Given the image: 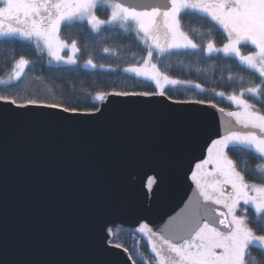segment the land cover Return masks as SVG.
Here are the masks:
<instances>
[{
  "label": "snow or ice",
  "instance_id": "1",
  "mask_svg": "<svg viewBox=\"0 0 264 264\" xmlns=\"http://www.w3.org/2000/svg\"><path fill=\"white\" fill-rule=\"evenodd\" d=\"M188 17L205 30L186 24ZM73 26L87 39L66 36ZM117 39L133 49L123 64ZM0 48L11 52L0 63V115L95 122L114 105L140 104L215 122L178 161L187 185L178 209L158 221L138 214L130 223L145 251L115 242V221L101 217L106 251L121 250L126 264H264V0H0ZM97 52L117 63L100 62ZM173 58L234 65L245 75L181 78ZM89 68L127 73L150 88L85 91L69 81L66 96L51 79ZM48 83L53 86L33 87ZM154 186L155 175L147 179L145 199L155 196Z\"/></svg>",
  "mask_w": 264,
  "mask_h": 264
},
{
  "label": "water",
  "instance_id": "2",
  "mask_svg": "<svg viewBox=\"0 0 264 264\" xmlns=\"http://www.w3.org/2000/svg\"><path fill=\"white\" fill-rule=\"evenodd\" d=\"M214 129L158 105H114L95 122L0 115V264H126L106 251L98 220L131 228L138 214L177 210L187 189L178 161Z\"/></svg>",
  "mask_w": 264,
  "mask_h": 264
},
{
  "label": "trees",
  "instance_id": "3",
  "mask_svg": "<svg viewBox=\"0 0 264 264\" xmlns=\"http://www.w3.org/2000/svg\"><path fill=\"white\" fill-rule=\"evenodd\" d=\"M186 24L191 25L192 27L196 28L198 31L205 30V25L202 21H197L193 19L192 17H188L185 20ZM65 35L68 37H79L80 40H86L87 39V33L85 31H82L79 26H73L70 28H67L65 30ZM221 37L218 35L217 40H220ZM109 43L111 44L112 41L110 40ZM117 44H119L122 47V59L119 61L121 64H123L124 61L131 59V52L133 49H129L125 47L128 43V41L123 39H117ZM11 55V52L7 48H0V63L3 62V58ZM97 59L100 60V62L104 63H117L115 59H100L99 53H96ZM137 59L139 57H136ZM182 61V62H181ZM173 64V71L175 74L180 75L181 78H196L197 76L200 77L202 82H210L212 80H217L222 74L227 75L229 71L233 75H245V73L241 72V70L234 65L231 66V68L223 67V66H217L213 63L208 64H196L192 61H190L187 58H173L172 60ZM200 68L201 72L198 74L196 72V69ZM92 73H96V75H92ZM3 73H0L2 75ZM36 75H40L39 66H37V71L35 73ZM126 77H129L127 80ZM52 80H55L56 84H63V93L67 95H72L69 88V81L72 84H75L77 89H85L87 91L89 88H95L97 86H107L109 88L116 87L118 89L124 88V87H131L134 84L137 87H143V88H150V85H139L134 78H131L130 74L123 73V72H113L111 74H105L102 73L100 70L95 69H85L80 74H70L63 76L60 80H56L55 77L51 78ZM83 81V83H81ZM53 85L51 83L39 85L34 84L33 87H41L42 89H46L48 87H52ZM57 93L61 91V89H56ZM181 91H183V88L181 87ZM76 95H79V93H76ZM237 157H239L241 154L237 153L235 154ZM244 160H247L245 157ZM244 160L241 162L243 163ZM113 232L115 233V242L123 243L125 246H127L130 250H133L135 248H139L140 251L143 253L144 242H139V239H137L134 235H132V229L131 228H125L122 226H118L117 228L113 229Z\"/></svg>",
  "mask_w": 264,
  "mask_h": 264
},
{
  "label": "flooded vegetation",
  "instance_id": "4",
  "mask_svg": "<svg viewBox=\"0 0 264 264\" xmlns=\"http://www.w3.org/2000/svg\"><path fill=\"white\" fill-rule=\"evenodd\" d=\"M136 237V236H135ZM137 239H139L138 237H136ZM143 240L139 239V242H142Z\"/></svg>",
  "mask_w": 264,
  "mask_h": 264
}]
</instances>
